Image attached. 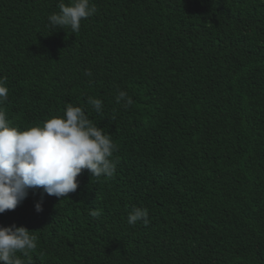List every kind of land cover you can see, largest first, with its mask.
Here are the masks:
<instances>
[{
	"label": "trees",
	"instance_id": "1",
	"mask_svg": "<svg viewBox=\"0 0 264 264\" xmlns=\"http://www.w3.org/2000/svg\"><path fill=\"white\" fill-rule=\"evenodd\" d=\"M59 2L0 0V107L21 130L81 107L116 171L29 189L0 227L32 231L31 264H264V0H91L75 33L49 27Z\"/></svg>",
	"mask_w": 264,
	"mask_h": 264
},
{
	"label": "clouds",
	"instance_id": "2",
	"mask_svg": "<svg viewBox=\"0 0 264 264\" xmlns=\"http://www.w3.org/2000/svg\"><path fill=\"white\" fill-rule=\"evenodd\" d=\"M59 12L48 16L49 27L78 32L81 21L96 13L91 0H60ZM85 75H91L86 72ZM6 78L0 77V106L8 98ZM115 101L128 107L133 99L118 90ZM96 113L103 111V101L88 97ZM118 146L111 135L94 124L79 106L68 104L63 116L53 115L41 125L21 130L12 126L0 107V214L14 210L28 196L29 189L42 188L49 196L67 198L78 188L77 177L88 170L91 177L112 178L118 161L112 159ZM35 210L43 211L42 201ZM99 217L100 210H90ZM148 210L133 206L127 223H149ZM37 248V237L24 226L0 227V264H31L29 253ZM27 259H21L17 253Z\"/></svg>",
	"mask_w": 264,
	"mask_h": 264
}]
</instances>
